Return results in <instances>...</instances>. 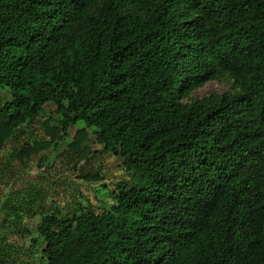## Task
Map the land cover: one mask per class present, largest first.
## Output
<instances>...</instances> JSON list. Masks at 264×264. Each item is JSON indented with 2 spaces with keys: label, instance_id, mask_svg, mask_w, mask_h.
<instances>
[{
  "label": "trees",
  "instance_id": "1",
  "mask_svg": "<svg viewBox=\"0 0 264 264\" xmlns=\"http://www.w3.org/2000/svg\"><path fill=\"white\" fill-rule=\"evenodd\" d=\"M224 77L231 93L183 103ZM3 89L0 128L53 102L129 176L108 211L44 215L42 262L264 264V0H0ZM20 249L0 233V264Z\"/></svg>",
  "mask_w": 264,
  "mask_h": 264
},
{
  "label": "rangeland",
  "instance_id": "2",
  "mask_svg": "<svg viewBox=\"0 0 264 264\" xmlns=\"http://www.w3.org/2000/svg\"><path fill=\"white\" fill-rule=\"evenodd\" d=\"M232 91V81L224 77L206 83L183 99V103L191 104L212 94ZM9 97L7 89L0 90L1 103ZM61 125L57 106L48 102L36 121L31 126H23L16 136L7 128H0V233L21 248L18 254L24 264L28 261L46 264L40 260L43 250L40 245L32 252L29 250L34 240L42 241L38 226L44 215L55 213L69 219L87 207L101 214L114 203L110 193L117 183L129 179L123 160L103 151V145L96 141V129L88 128L84 122L64 130ZM22 148L26 153L21 155ZM79 151L84 152L80 157L75 156ZM7 204H21V209L27 211L20 228L13 224H7V229L2 226L8 218L4 212Z\"/></svg>",
  "mask_w": 264,
  "mask_h": 264
}]
</instances>
